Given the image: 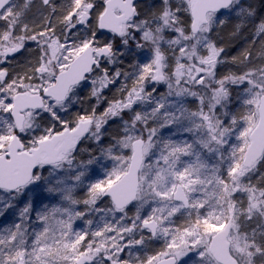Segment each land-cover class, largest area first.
<instances>
[{"label":"snow or ice","instance_id":"1","mask_svg":"<svg viewBox=\"0 0 264 264\" xmlns=\"http://www.w3.org/2000/svg\"><path fill=\"white\" fill-rule=\"evenodd\" d=\"M0 221V264H264V0H0Z\"/></svg>","mask_w":264,"mask_h":264},{"label":"rangeland","instance_id":"2","mask_svg":"<svg viewBox=\"0 0 264 264\" xmlns=\"http://www.w3.org/2000/svg\"><path fill=\"white\" fill-rule=\"evenodd\" d=\"M245 35H247V33H246ZM225 39H226V40L228 39L227 35H225ZM240 39L243 40L244 38L241 37ZM12 219H13V217H12L11 215H9V216L7 217V220H8V221H11ZM0 222H3V221H0ZM78 223H79V222H78Z\"/></svg>","mask_w":264,"mask_h":264},{"label":"trees","instance_id":"3","mask_svg":"<svg viewBox=\"0 0 264 264\" xmlns=\"http://www.w3.org/2000/svg\"><path fill=\"white\" fill-rule=\"evenodd\" d=\"M241 43H243V40H238L237 42H236V44H235V49H239L240 48V45H241Z\"/></svg>","mask_w":264,"mask_h":264}]
</instances>
